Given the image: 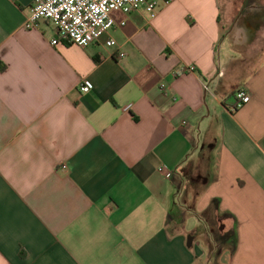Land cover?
<instances>
[{"label":"crops","instance_id":"0c3cea01","mask_svg":"<svg viewBox=\"0 0 264 264\" xmlns=\"http://www.w3.org/2000/svg\"><path fill=\"white\" fill-rule=\"evenodd\" d=\"M34 2L0 0V264H200L217 224L234 233L225 264H264V49L248 66L221 47L240 4L116 12L80 48L27 29ZM238 90L251 101L233 115Z\"/></svg>","mask_w":264,"mask_h":264},{"label":"built area","instance_id":"2783aa9c","mask_svg":"<svg viewBox=\"0 0 264 264\" xmlns=\"http://www.w3.org/2000/svg\"><path fill=\"white\" fill-rule=\"evenodd\" d=\"M174 0H35L31 9V15L26 23L27 29L36 28L40 22L47 21L57 32L54 46L67 43L80 48H88L99 42L117 26L113 13L119 12L126 16L143 12L148 21H153L161 9L170 5ZM124 26L125 23H122ZM106 47L114 48L116 56L120 59L126 57V53L114 39L106 41ZM115 58V55H111ZM107 56L103 55L102 60ZM181 73L197 74V68L189 66L180 71ZM178 75V74H177ZM81 92L86 94L92 90V85L84 81L80 87ZM204 90L207 94L214 95L210 86L205 83ZM251 95L245 90H238L234 94V102L226 105V110L236 114L240 109L249 104ZM127 105L125 110L131 109ZM160 173L171 178L173 173L165 166L159 169Z\"/></svg>","mask_w":264,"mask_h":264},{"label":"rangeland","instance_id":"374dc122","mask_svg":"<svg viewBox=\"0 0 264 264\" xmlns=\"http://www.w3.org/2000/svg\"><path fill=\"white\" fill-rule=\"evenodd\" d=\"M231 3L240 4L235 16H239L237 23L230 29L229 34L227 35L228 41L225 40L222 42L221 47L225 49L229 47L230 44L236 48L235 56L239 55L242 57L244 63L248 66H254L258 61L264 49V0H241L238 3V0H230ZM251 23V29H245L241 45L237 44L236 39V30L237 28L243 27L245 22ZM240 56L238 58H240ZM195 224L202 228V232L206 233V225L195 219ZM219 225L217 224L214 229V246L211 247L213 253L210 259L202 260L200 264H225L226 257H221L225 248H233V231H228V228H224L223 231H220ZM223 234L230 235L228 240L222 239ZM230 242V243H228ZM208 257V258H209Z\"/></svg>","mask_w":264,"mask_h":264},{"label":"bare ground","instance_id":"6f19581e","mask_svg":"<svg viewBox=\"0 0 264 264\" xmlns=\"http://www.w3.org/2000/svg\"><path fill=\"white\" fill-rule=\"evenodd\" d=\"M239 36V35H238Z\"/></svg>","mask_w":264,"mask_h":264}]
</instances>
